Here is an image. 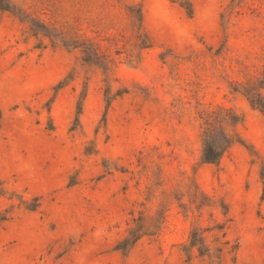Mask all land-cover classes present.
Masks as SVG:
<instances>
[{
    "label": "rangeland",
    "instance_id": "1",
    "mask_svg": "<svg viewBox=\"0 0 264 264\" xmlns=\"http://www.w3.org/2000/svg\"><path fill=\"white\" fill-rule=\"evenodd\" d=\"M4 1L0 264H264V0Z\"/></svg>",
    "mask_w": 264,
    "mask_h": 264
},
{
    "label": "trees",
    "instance_id": "2",
    "mask_svg": "<svg viewBox=\"0 0 264 264\" xmlns=\"http://www.w3.org/2000/svg\"><path fill=\"white\" fill-rule=\"evenodd\" d=\"M1 9H9L10 5L4 0H0ZM15 12V9H11ZM19 12V11H18ZM23 20L31 23L33 26L35 20L27 17L28 15L20 13ZM261 87L264 88V75L261 80ZM248 101L253 108L264 113V95L261 92L256 97H249ZM199 118L200 136H201V159L208 163H217L225 151L236 140L234 127L241 121L238 115L231 107L216 105L210 110H202Z\"/></svg>",
    "mask_w": 264,
    "mask_h": 264
}]
</instances>
